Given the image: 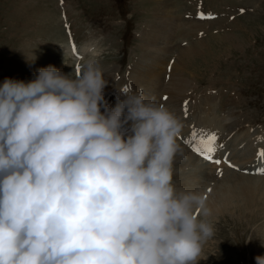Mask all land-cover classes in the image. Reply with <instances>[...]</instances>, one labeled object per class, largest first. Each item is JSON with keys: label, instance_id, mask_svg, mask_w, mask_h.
Listing matches in <instances>:
<instances>
[{"label": "clouds", "instance_id": "9594fccd", "mask_svg": "<svg viewBox=\"0 0 264 264\" xmlns=\"http://www.w3.org/2000/svg\"><path fill=\"white\" fill-rule=\"evenodd\" d=\"M107 83L95 57L0 83V264L201 259L215 227L203 192L173 181L181 119L142 89L110 107Z\"/></svg>", "mask_w": 264, "mask_h": 264}, {"label": "rangeland", "instance_id": "374dc122", "mask_svg": "<svg viewBox=\"0 0 264 264\" xmlns=\"http://www.w3.org/2000/svg\"><path fill=\"white\" fill-rule=\"evenodd\" d=\"M152 38L158 43L151 45ZM155 55L161 60L153 73L163 88H169L172 73L186 86L171 98L162 90L156 95L157 103L171 101L168 108L184 125L177 137L175 184L188 168L182 157L194 158L193 145L200 144L189 134L195 128V138L203 135L204 121L220 128L215 145L226 147L230 162V153L245 149L246 157L250 152L242 136L233 151L223 144L236 130L257 133L252 147L264 149V0H0V83L30 81L49 65L76 75L84 60L95 57L108 81L105 100L114 107L125 85L140 89L136 74L148 75L144 64L149 60H143ZM186 139L187 144L179 142ZM204 167L220 178L228 175L219 183L206 176L199 189L215 233L197 264H256V257H264V176L240 172L239 177L226 169L218 174Z\"/></svg>", "mask_w": 264, "mask_h": 264}, {"label": "bare ground", "instance_id": "6f19581e", "mask_svg": "<svg viewBox=\"0 0 264 264\" xmlns=\"http://www.w3.org/2000/svg\"><path fill=\"white\" fill-rule=\"evenodd\" d=\"M161 14L162 15H165V12L164 11H161ZM160 14V15H161ZM168 15H166L165 17H167ZM168 18V17H167ZM162 19V18H160ZM169 31H171V28H169ZM171 34V33H169ZM169 34H166V37L167 39L170 38V35ZM152 40V41H151ZM150 40V44L151 45H154L155 43H158V40L155 39V38H152ZM154 40H155V43H154ZM72 44V43H71ZM70 44V45H71ZM74 44V43H73ZM78 47V45H76ZM82 50V49H81ZM77 52V51H76ZM80 54V53H79ZM72 55L76 56L75 55V51L72 49ZM71 55V56H72ZM70 56V57H71ZM72 58V57H71ZM161 57L160 56H151V58H146L144 59L143 61H146V60H149L148 63H145L144 64V67H145V70L146 72H148V75H145V76H140L138 77V75L136 74V77H137V82H139V84L141 85L140 89L143 90L144 94L146 97H148L149 99H153L155 102H156V99H157V94L158 92L161 93L160 91H164L165 93H168L167 97L168 98H171V95L174 94L176 91L177 92H181L183 91V89L186 87L185 86V82H182L183 80H180V79H174V78H178L177 74L173 75L172 73V78H171V83H168L169 84V88L168 89H164L163 88V85H161V82L159 81V78H157L155 76V73H153V70H156V66H157V63L158 61H160ZM76 61V59H74ZM163 61L165 60V58L162 59ZM162 61V62H163ZM161 64V63H160ZM159 64V65H160ZM161 66V65H160ZM76 67V66H75ZM75 67L73 69V73H76L75 72ZM138 68V67H137ZM158 68V67H157ZM142 69V68H140ZM160 69V68H159ZM143 70V69H142ZM144 70V71H145ZM69 72V71H68ZM145 72V73H146ZM159 73V72H158ZM176 76V77H175ZM136 80V79H135ZM136 82V83H137ZM119 89V88H118ZM176 94V93H175ZM178 94V93H177ZM159 95V94H158ZM182 95V93H181ZM184 95V94H183ZM174 96V95H172ZM177 96V95H176ZM174 99V98H173ZM181 99V98H180ZM165 106L169 107L171 106V101L170 100H167L165 103ZM181 111V110H180ZM213 119V118H212ZM209 123H212L211 120H207V121H204V125L207 127V134L209 133H212V130H215V126H212L211 124ZM188 124V123H187ZM190 124V123H189ZM219 125V124H218ZM217 127V126H216ZM183 128H184V125H183ZM241 130V129H239ZM235 131V130H234ZM188 132V131H187ZM187 132H186V135H187ZM200 132V131H199ZM248 132V131H247ZM191 135V134H189ZM188 135V136H189ZM242 136V137H241ZM257 133H245L244 131L243 132H239V131H235V134H233L232 138H229L227 141V139L225 138V140L223 142H225L227 145H229V147L231 148V151H233L235 149V146H236V141L239 137H241L242 139H244V137L249 140L248 141V145L246 147H248L250 149V152L246 155V157H242V153L244 152H232L230 153L231 155V161L230 163H227V164H234L236 166V170H245V168H243L244 165H246V167H248L247 165H249L251 162H252V159H256V158H259L258 157V152L257 150H255L254 147H252L253 143H255L258 139H257ZM187 137V136H186ZM191 137V136H190ZM184 139V138H183ZM231 139V140H230ZM191 141V140H190ZM196 143H199V141H195V144ZM244 143V142H243ZM219 144V142H218ZM216 143V145H218ZM225 144V145H226ZM198 146V144H197ZM233 146V148H232ZM182 147V146H181ZM199 147H200V144H199ZM183 149V148H182ZM186 150V149H185ZM187 151V150H186ZM190 151V150H189ZM184 153V152H183ZM188 155H191L189 152H186ZM186 153H184L183 155L184 156H187ZM239 153V155H238ZM181 154V153H180ZM195 154V153H193ZM178 155V154H177ZM181 155V156H183ZM197 155V156H196ZM192 156V155H191ZM194 158H187V159H183L182 157V162L183 164H185L184 166H186V168L188 167L190 170H194V171H197V169H199V172H195L197 173V176L196 174L194 173L193 175H191L190 173L192 172H187L186 168V172H184L181 176H179L177 179H176V185L178 188H183V189H192V190H199L201 189L200 187L204 185L203 181L204 179H206V176L209 177V179H212L214 180L215 182H223L225 180V178H227V173H224L220 176H223V177H219V175H214V174H210L209 170L208 169H205L204 166V163L200 160L201 159V155H199L198 153H196L195 155H193ZM199 160L201 161V163L199 162ZM241 166V167H240ZM179 168V167H178ZM231 170H235V167H231ZM213 172V171H212ZM215 172V171H214ZM181 174V173H180ZM239 174V173H237ZM232 175V174H231ZM233 176V175H232ZM239 177L240 174L238 175ZM251 179V178H250ZM207 181V180H206ZM201 184V185H200ZM196 185H198L196 187ZM213 185V184H212ZM221 185V184H220ZM223 185V183H222ZM206 186V185H205ZM208 186V185H207ZM246 186V185H245ZM249 189V188H248ZM200 191V190H199ZM225 191V190H224ZM239 195V194H238ZM213 196V195H212ZM244 196V195H243ZM246 199V198H245ZM249 200V199H248ZM247 201V200H246ZM238 203V202H237ZM218 208V207H217Z\"/></svg>", "mask_w": 264, "mask_h": 264}, {"label": "snow or ice", "instance_id": "6c2138e0", "mask_svg": "<svg viewBox=\"0 0 264 264\" xmlns=\"http://www.w3.org/2000/svg\"><path fill=\"white\" fill-rule=\"evenodd\" d=\"M77 74H79V69H77ZM129 88H130V86L125 85L124 88L122 89V91L123 92L124 91H127ZM164 99L167 100V97H164ZM185 104H187V101H185ZM185 115H187V109L186 108H185ZM191 136H192V138H195L196 137V129L195 128H193V131L191 133ZM217 139H218V137H217V134L216 133H214V132L209 133L206 140L201 139L199 141L200 145H202L203 147H198L196 145H193V151L194 152H197L205 160L214 162L216 164H220L221 161L220 160H217V159H214V157H213V153H215V151H216V147L214 145H215V141ZM188 142L189 141L187 139L184 140V143L185 144H187ZM220 147L222 148L223 145H220ZM258 156L264 157V149H262V150H260L258 152ZM225 159H227V157H225ZM230 167H236V166L235 165H230ZM256 172L257 173H264V167L257 168L256 169ZM218 174H220L219 173V170H218Z\"/></svg>", "mask_w": 264, "mask_h": 264}]
</instances>
